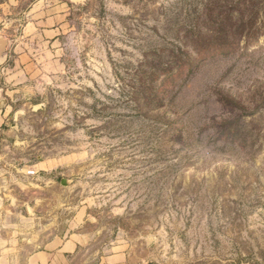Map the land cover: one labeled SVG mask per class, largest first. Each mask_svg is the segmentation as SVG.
Here are the masks:
<instances>
[{"label": "rangeland", "instance_id": "1", "mask_svg": "<svg viewBox=\"0 0 264 264\" xmlns=\"http://www.w3.org/2000/svg\"><path fill=\"white\" fill-rule=\"evenodd\" d=\"M0 57L30 234H76L75 264H264V0H0Z\"/></svg>", "mask_w": 264, "mask_h": 264}, {"label": "crops", "instance_id": "2", "mask_svg": "<svg viewBox=\"0 0 264 264\" xmlns=\"http://www.w3.org/2000/svg\"><path fill=\"white\" fill-rule=\"evenodd\" d=\"M4 110L0 107V126ZM25 221L0 199V264H75L71 258L80 244L74 240L76 234L49 238L47 230L41 229L32 235L28 225H22Z\"/></svg>", "mask_w": 264, "mask_h": 264}, {"label": "trees", "instance_id": "3", "mask_svg": "<svg viewBox=\"0 0 264 264\" xmlns=\"http://www.w3.org/2000/svg\"><path fill=\"white\" fill-rule=\"evenodd\" d=\"M172 64H173V69L174 70L181 66V64H176V62H173Z\"/></svg>", "mask_w": 264, "mask_h": 264}, {"label": "built area", "instance_id": "4", "mask_svg": "<svg viewBox=\"0 0 264 264\" xmlns=\"http://www.w3.org/2000/svg\"><path fill=\"white\" fill-rule=\"evenodd\" d=\"M30 174H33V172H31Z\"/></svg>", "mask_w": 264, "mask_h": 264}]
</instances>
